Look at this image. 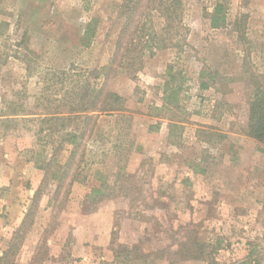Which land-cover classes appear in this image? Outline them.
Instances as JSON below:
<instances>
[{
  "label": "rangeland",
  "instance_id": "rangeland-1",
  "mask_svg": "<svg viewBox=\"0 0 264 264\" xmlns=\"http://www.w3.org/2000/svg\"><path fill=\"white\" fill-rule=\"evenodd\" d=\"M180 1L168 18L169 0H0V114L44 117L90 79L124 106L88 122L0 123L4 264H264V145L248 135L264 0ZM117 49L138 70L94 78ZM50 126L56 141L39 153ZM72 130L85 135L67 163ZM186 243L204 256L186 257Z\"/></svg>",
  "mask_w": 264,
  "mask_h": 264
},
{
  "label": "trees",
  "instance_id": "trees-1",
  "mask_svg": "<svg viewBox=\"0 0 264 264\" xmlns=\"http://www.w3.org/2000/svg\"><path fill=\"white\" fill-rule=\"evenodd\" d=\"M134 2V3H133ZM158 7H155L157 10L159 6H161V2L159 3ZM169 5L164 8V12H166L168 18H173V16H177L178 10L177 8L181 5L180 0H169ZM136 6L135 0H128V9H133L132 6ZM210 18V24L213 28H221L225 26L227 23V11L226 7L223 3L217 2L213 8V11L209 14ZM94 30L91 29L90 25H87L85 27L83 37L81 39V43L84 44L86 42V39L92 36ZM118 44H120L118 42ZM119 50L117 49L112 56L110 62L107 65H104L100 71L97 73V71H94V78L99 77L100 75H104L107 78L110 76L114 68L117 66H127L126 71L129 73H135L138 69L134 67V61L135 59L140 57L128 55L126 58V61H120L119 59ZM205 87L207 84H203ZM71 93H74L75 96H72L69 98L67 103L60 104L59 106H56V109L52 111L47 107L48 113L46 116L41 117V113L39 112H30V113H18L16 108H14L13 113H1L0 114V123L7 125L8 123H11L13 121H17L16 118H22V119H28L32 121H38L40 123L46 122L50 123L53 122L55 119H60L59 117L63 118L65 121H84L88 122L91 119L95 118L100 112H118L123 110V99L120 97L117 93L111 92V91H105L104 87H98L97 84L93 83L92 80L85 81L81 85H79V90L74 89ZM105 93V94H104ZM104 98V100H100L101 98ZM55 101H58L57 98L51 99L50 104L54 103ZM61 106L65 107L64 111H56L57 109L61 108ZM250 108V114H249V125H248V135L251 137L257 139L261 144L264 145V89L261 87H258L256 89V94L252 98L249 104ZM22 114V115H21ZM27 115H34V117H26ZM23 116V117H22ZM19 120V119H18ZM48 131L46 132L45 138L40 137V134L42 131H44V128L40 127L37 134V147L38 152H47L46 147L49 146V144L54 143L56 140L53 136V129L52 127L47 128ZM85 135V131H81L80 133H77L75 130L69 131L65 134L64 140H70L73 142V147L69 149V156L67 159L70 161L71 159H74L78 148L80 147V138ZM39 145V146H38ZM44 147H41V146ZM61 150V145H57L56 147H52V155L50 158H48L49 155L44 159L43 161H39L40 159H37L38 166L40 168H46L48 165H51V162L54 161L55 156L57 152ZM101 191L100 186L94 187L92 192L99 193ZM187 246V252L185 253L186 257L190 258H201L204 256L203 250L199 248V244L194 243L193 245L189 246V244H185ZM7 257V252L5 251L3 255H0V264L5 263L4 260ZM16 264V263H12Z\"/></svg>",
  "mask_w": 264,
  "mask_h": 264
},
{
  "label": "crops",
  "instance_id": "crops-1",
  "mask_svg": "<svg viewBox=\"0 0 264 264\" xmlns=\"http://www.w3.org/2000/svg\"><path fill=\"white\" fill-rule=\"evenodd\" d=\"M6 247H3V249H0V255H3V253L6 251Z\"/></svg>",
  "mask_w": 264,
  "mask_h": 264
}]
</instances>
